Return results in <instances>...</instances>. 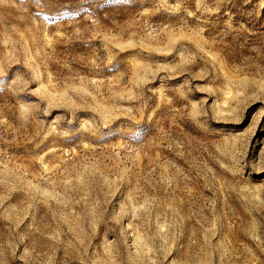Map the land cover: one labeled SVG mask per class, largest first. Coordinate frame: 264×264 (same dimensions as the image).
I'll use <instances>...</instances> for the list:
<instances>
[{
    "label": "rangeland",
    "instance_id": "1",
    "mask_svg": "<svg viewBox=\"0 0 264 264\" xmlns=\"http://www.w3.org/2000/svg\"><path fill=\"white\" fill-rule=\"evenodd\" d=\"M0 264H264V0H0Z\"/></svg>",
    "mask_w": 264,
    "mask_h": 264
}]
</instances>
